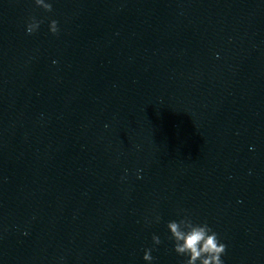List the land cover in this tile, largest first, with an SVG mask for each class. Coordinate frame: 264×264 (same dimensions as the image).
<instances>
[{
  "label": "water",
  "instance_id": "obj_1",
  "mask_svg": "<svg viewBox=\"0 0 264 264\" xmlns=\"http://www.w3.org/2000/svg\"><path fill=\"white\" fill-rule=\"evenodd\" d=\"M45 3L0 0V264H185V215L264 264V0Z\"/></svg>",
  "mask_w": 264,
  "mask_h": 264
},
{
  "label": "clouds",
  "instance_id": "obj_2",
  "mask_svg": "<svg viewBox=\"0 0 264 264\" xmlns=\"http://www.w3.org/2000/svg\"><path fill=\"white\" fill-rule=\"evenodd\" d=\"M35 4L46 12L52 11V4L45 3V0H35ZM42 22L32 17L26 26V33H35ZM49 27L52 34H58V21L52 20ZM167 228L171 233L170 238L174 241V251L180 256L188 257L185 264H224L221 257L226 253L227 246L220 242L218 234L206 222L194 224L192 219L185 215L179 221L168 222ZM152 240L154 245L161 243L157 235H153ZM151 252V248L145 249V261L153 260Z\"/></svg>",
  "mask_w": 264,
  "mask_h": 264
}]
</instances>
